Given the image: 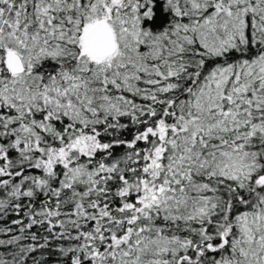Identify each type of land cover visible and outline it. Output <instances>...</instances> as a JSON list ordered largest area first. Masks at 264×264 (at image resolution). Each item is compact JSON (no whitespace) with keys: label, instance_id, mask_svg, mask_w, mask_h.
<instances>
[{"label":"snow or ice","instance_id":"obj_1","mask_svg":"<svg viewBox=\"0 0 264 264\" xmlns=\"http://www.w3.org/2000/svg\"><path fill=\"white\" fill-rule=\"evenodd\" d=\"M0 264H264V0H0Z\"/></svg>","mask_w":264,"mask_h":264}]
</instances>
